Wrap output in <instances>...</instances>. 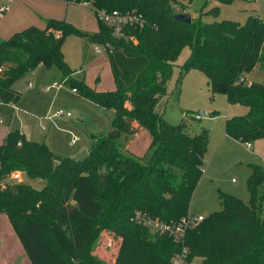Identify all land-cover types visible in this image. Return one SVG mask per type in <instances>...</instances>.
Masks as SVG:
<instances>
[{"label": "trees", "instance_id": "1", "mask_svg": "<svg viewBox=\"0 0 264 264\" xmlns=\"http://www.w3.org/2000/svg\"><path fill=\"white\" fill-rule=\"evenodd\" d=\"M66 1L88 4L94 14L134 13L140 21L125 26L122 37L116 38L100 21L98 31L89 33L66 21L48 20L43 30L30 27L0 42V104L16 102L20 93L14 84L38 65L55 67L83 98L114 112L111 128L94 137L80 162L58 157L45 143L10 131L0 145V214L7 216L31 264H105L93 252L104 233L118 240L115 248L112 241L106 243L115 253L113 264H170L179 250L173 240L131 219L138 212L168 224L180 221L189 213L203 174L207 131L189 136L183 122L170 125L158 110L174 63L188 47L190 56L181 67L177 88L184 75L196 70L206 77L213 95L222 94L228 105L248 109L225 121L227 138L246 145L264 140V82L248 83L245 76L264 64V21L257 16L243 25L192 19L186 24L173 18L174 6L184 11L175 0ZM66 36L104 48L113 92H96L72 78L75 71L61 49ZM137 128L151 136L148 158L121 152V141ZM248 167V204L220 193L222 209L185 234L184 245L191 257L202 258L200 264H264V195L259 192L264 169ZM19 172L44 181V186L38 190L26 183H5Z\"/></svg>", "mask_w": 264, "mask_h": 264}, {"label": "rangeland", "instance_id": "2", "mask_svg": "<svg viewBox=\"0 0 264 264\" xmlns=\"http://www.w3.org/2000/svg\"><path fill=\"white\" fill-rule=\"evenodd\" d=\"M184 5V13L202 24L232 21L241 25L249 17H259L264 21V0H235L230 4H221L217 0H175ZM70 17L66 21L84 32L98 31V17L89 9L72 6ZM218 8V13L212 10ZM80 10H86L84 17ZM211 11V12H210ZM90 46V47H89ZM96 47L99 52H96ZM62 53L67 66L75 71L72 78L82 80L96 92H113L115 86L111 76L107 54L101 46L89 45L80 38L65 37L62 42ZM190 56V49L184 48L174 63L173 74L167 83V93L159 104L158 110L163 120L173 126L181 122L185 132L195 136L203 131L208 133V149L203 159V174L192 195L189 214L207 218L222 209L218 197L225 193L239 198L245 204L249 202L246 182L251 173L249 165L264 169V140L251 143L250 148L238 140L227 138L225 121L243 116L248 109L240 105H228L222 94H212L206 77L191 70L177 88L181 67ZM248 83L264 82V64L257 65L246 74ZM62 72L55 67L46 69L38 65L34 72L14 84L20 95L14 105H0V139L5 131H18L27 141L45 143L58 157L74 159L79 153L91 150L94 137L106 134L111 128L114 112L103 110L83 98L79 92L72 93V87L66 85ZM30 84V88L28 87ZM60 85L58 89L53 85ZM49 89L48 91H46ZM126 106L129 104L126 103ZM61 112L62 117L53 124L43 118ZM202 112L205 116L198 117ZM67 114L70 116L67 117ZM45 126V130H42ZM50 126V127H49ZM72 140H77L74 146ZM151 141L149 132L142 129L137 135L126 136L121 142V152L129 153L136 158L146 156ZM20 173V172H19ZM12 173L5 183H26L35 189L44 186L42 180L28 179L22 173ZM264 195V184L259 188ZM264 214V202L262 205ZM197 225L195 228H197ZM193 230V229H192ZM112 241L111 234L104 233L96 244L94 253L105 264H113L115 253L106 248ZM200 264L202 258L196 257Z\"/></svg>", "mask_w": 264, "mask_h": 264}, {"label": "crops", "instance_id": "3", "mask_svg": "<svg viewBox=\"0 0 264 264\" xmlns=\"http://www.w3.org/2000/svg\"><path fill=\"white\" fill-rule=\"evenodd\" d=\"M0 6L7 7L6 13L0 19V42L8 40L14 34L30 27L43 30L48 20L67 21L72 6L89 9L81 4H73L66 0H0ZM80 11L84 17L86 10ZM49 124L52 125L53 122H49ZM141 130V128H137L131 137L137 135ZM9 132H4L0 139V145ZM0 264H31L7 216L4 214H0Z\"/></svg>", "mask_w": 264, "mask_h": 264}, {"label": "built area", "instance_id": "4", "mask_svg": "<svg viewBox=\"0 0 264 264\" xmlns=\"http://www.w3.org/2000/svg\"><path fill=\"white\" fill-rule=\"evenodd\" d=\"M82 5L86 8H89L88 4ZM174 10L176 14H181L179 13L180 8L178 6H174ZM6 11V6H0V19L3 18ZM95 15L102 24L111 29L112 35L116 38L122 37V32L125 26L137 24L140 21V18L134 13L122 14L116 10L110 12L100 10L97 11ZM99 51L100 50L97 47L96 52ZM28 87L30 88V84H28ZM59 87L60 85L55 84L51 89H58ZM48 90L49 89L46 91ZM72 93H77V91L72 89ZM62 116L63 114L58 111L51 116L43 118V120L53 122V119H57ZM69 116L70 115L67 114V117ZM42 130H45V126H42ZM76 142L77 140H72L71 144L74 145ZM18 146H20V144H18ZM250 146V144H247L248 148H250ZM12 177H15V175L12 174ZM204 219L205 218L202 216H193L188 213L187 216L182 218L180 221L168 224L137 212L134 214L131 221L139 226L144 227L152 234L166 235L173 240V242L179 247V250L171 257L170 264H197L196 261L198 260L196 257H191L188 248L184 245V239L186 232L199 225Z\"/></svg>", "mask_w": 264, "mask_h": 264}, {"label": "water", "instance_id": "5", "mask_svg": "<svg viewBox=\"0 0 264 264\" xmlns=\"http://www.w3.org/2000/svg\"><path fill=\"white\" fill-rule=\"evenodd\" d=\"M173 18L176 21H179V22H182V23H186V24H190L191 23V17L188 14H175L173 16ZM202 116H205V114L202 113V112H199L198 113V117H202ZM87 156H88V154L86 152H81L74 158V161L75 162H80L83 159H85Z\"/></svg>", "mask_w": 264, "mask_h": 264}]
</instances>
